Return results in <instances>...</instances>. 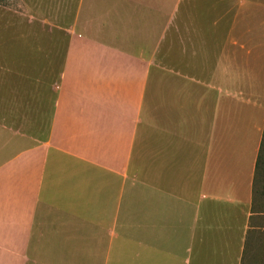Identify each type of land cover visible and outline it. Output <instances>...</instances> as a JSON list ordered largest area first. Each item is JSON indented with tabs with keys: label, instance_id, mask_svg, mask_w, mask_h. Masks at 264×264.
Instances as JSON below:
<instances>
[{
	"label": "crops",
	"instance_id": "obj_1",
	"mask_svg": "<svg viewBox=\"0 0 264 264\" xmlns=\"http://www.w3.org/2000/svg\"><path fill=\"white\" fill-rule=\"evenodd\" d=\"M55 3L25 14L62 45L52 82L42 47L0 106V264H242L264 0Z\"/></svg>",
	"mask_w": 264,
	"mask_h": 264
},
{
	"label": "rangeland",
	"instance_id": "obj_2",
	"mask_svg": "<svg viewBox=\"0 0 264 264\" xmlns=\"http://www.w3.org/2000/svg\"><path fill=\"white\" fill-rule=\"evenodd\" d=\"M30 1L38 3L37 6L39 4L41 6L42 3L47 6V3H51V0H0V106L5 104L7 107L17 94L20 96L24 92L28 84V81H24V76L32 74L30 65L32 61H38V58L32 55L36 56L37 51L42 47L50 54V62H48L50 82L53 80V69H57L56 57L62 51V45L57 44V34L54 30L49 38L44 37L42 45L41 39L37 42L35 33L41 34L42 30L32 28V25L25 23L26 4ZM54 4H56L55 0ZM45 31L47 30L45 29L44 33ZM46 40H48L47 45L44 44ZM49 91L51 106L52 88ZM9 125L12 124H8V127ZM2 137L11 142L16 138L15 133L10 129H6ZM260 147L261 160L255 182V206L261 214H258V228L252 233V245L245 252L242 264H264V133Z\"/></svg>",
	"mask_w": 264,
	"mask_h": 264
},
{
	"label": "trees",
	"instance_id": "obj_3",
	"mask_svg": "<svg viewBox=\"0 0 264 264\" xmlns=\"http://www.w3.org/2000/svg\"><path fill=\"white\" fill-rule=\"evenodd\" d=\"M260 150H261V147H260ZM260 160H261V151H259L258 158H257V166L258 167H259Z\"/></svg>",
	"mask_w": 264,
	"mask_h": 264
}]
</instances>
